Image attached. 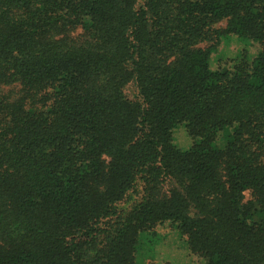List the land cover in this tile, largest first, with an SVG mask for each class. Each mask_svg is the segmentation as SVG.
Returning a JSON list of instances; mask_svg holds the SVG:
<instances>
[{
	"label": "trees",
	"instance_id": "obj_1",
	"mask_svg": "<svg viewBox=\"0 0 264 264\" xmlns=\"http://www.w3.org/2000/svg\"><path fill=\"white\" fill-rule=\"evenodd\" d=\"M185 255L264 264V0H0V264Z\"/></svg>",
	"mask_w": 264,
	"mask_h": 264
},
{
	"label": "rangeland",
	"instance_id": "obj_2",
	"mask_svg": "<svg viewBox=\"0 0 264 264\" xmlns=\"http://www.w3.org/2000/svg\"><path fill=\"white\" fill-rule=\"evenodd\" d=\"M225 26V21H221L218 22L214 27L215 28H223ZM210 44V43H209ZM208 43H202L200 44V46L203 47H207L209 45ZM244 46L241 45L238 41H236V39L233 36H228V37H220L219 40L216 41V44L214 46V50L212 51V53L210 54V65L212 69H217V68H222V67H229L231 66L236 60L239 59V55L243 52H245L244 50ZM254 48H248V52L247 54H249V52H253ZM124 91L126 92V95L128 97H132V88L130 86H126L124 88ZM185 136L180 132H176L175 133V144L178 145L179 148L181 149H187L190 144V138L189 141L187 139V141L184 139ZM178 142H184L182 144L178 143ZM157 231L159 233H163L168 229V225L165 226L163 225H158L157 227ZM169 241L167 240L165 243H168ZM163 252L160 256H164L168 250V246H163L162 247ZM188 256H175L172 257L170 259H164L165 261L162 260L163 263L167 264V262H169V264H197L196 262H194L193 260H190L187 258ZM167 260V261H166ZM162 264V263H161Z\"/></svg>",
	"mask_w": 264,
	"mask_h": 264
}]
</instances>
